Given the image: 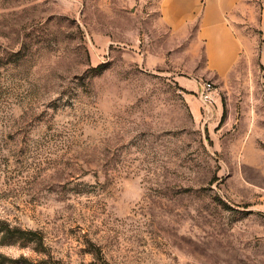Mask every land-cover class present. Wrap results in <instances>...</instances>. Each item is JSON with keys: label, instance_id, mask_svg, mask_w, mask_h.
<instances>
[{"label": "rangeland", "instance_id": "obj_1", "mask_svg": "<svg viewBox=\"0 0 264 264\" xmlns=\"http://www.w3.org/2000/svg\"><path fill=\"white\" fill-rule=\"evenodd\" d=\"M160 3L0 0V264H264V0L226 80Z\"/></svg>", "mask_w": 264, "mask_h": 264}, {"label": "crops", "instance_id": "obj_2", "mask_svg": "<svg viewBox=\"0 0 264 264\" xmlns=\"http://www.w3.org/2000/svg\"><path fill=\"white\" fill-rule=\"evenodd\" d=\"M242 0H161V21L180 31L199 21L195 42L202 44L205 70L217 80H226L233 73L249 40L240 36L231 15ZM264 67V50L261 53ZM264 80V79H263Z\"/></svg>", "mask_w": 264, "mask_h": 264}, {"label": "built area", "instance_id": "obj_3", "mask_svg": "<svg viewBox=\"0 0 264 264\" xmlns=\"http://www.w3.org/2000/svg\"><path fill=\"white\" fill-rule=\"evenodd\" d=\"M198 82V96L201 101V108L203 110V118L206 121L211 120L215 116L216 105V88L211 81H197Z\"/></svg>", "mask_w": 264, "mask_h": 264}, {"label": "trees", "instance_id": "obj_4", "mask_svg": "<svg viewBox=\"0 0 264 264\" xmlns=\"http://www.w3.org/2000/svg\"><path fill=\"white\" fill-rule=\"evenodd\" d=\"M3 229L11 237H22L30 240H35L40 245H42V236L39 235L37 232L24 231L18 228H11L10 226H5Z\"/></svg>", "mask_w": 264, "mask_h": 264}]
</instances>
